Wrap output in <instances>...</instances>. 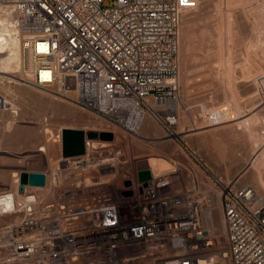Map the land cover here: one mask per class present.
<instances>
[{
    "label": "built area",
    "instance_id": "obj_1",
    "mask_svg": "<svg viewBox=\"0 0 264 264\" xmlns=\"http://www.w3.org/2000/svg\"><path fill=\"white\" fill-rule=\"evenodd\" d=\"M188 5L0 0V61L10 53L3 36L10 35L19 53L16 71L0 70V112L17 121L19 99L6 87L25 86L67 98L124 131L137 132L150 118L172 134L180 21ZM253 85L262 106L264 69ZM57 137L61 142V132ZM176 140L207 173L203 182L192 176L174 185L165 173H151L146 185L125 180L117 196L102 192L82 206L27 195L31 186L16 190L22 198L11 209L0 208V264H264V195L215 175ZM95 141L86 139L83 154L64 158L57 174L112 167L118 151L98 150ZM6 193L0 190V197Z\"/></svg>",
    "mask_w": 264,
    "mask_h": 264
},
{
    "label": "rangeland",
    "instance_id": "obj_2",
    "mask_svg": "<svg viewBox=\"0 0 264 264\" xmlns=\"http://www.w3.org/2000/svg\"><path fill=\"white\" fill-rule=\"evenodd\" d=\"M187 3L180 21L179 91L170 103L177 116V123L169 128L172 134L150 118L137 132L124 131L42 89L10 85L8 92L19 99L22 91L36 99V105L24 104L20 97L17 121L8 112H0L1 123L12 125L0 144V173L4 174L0 190L13 192L18 201L22 197L15 193L13 173L44 172L47 186L30 187L27 195L82 206L102 192L117 196L125 180H137L138 170L152 165L155 175L165 173L174 185L192 176L203 182L207 173L194 165L176 140L186 134L188 145L205 157L214 172L235 178L238 184L250 183L264 195L247 161L251 155L264 159V143L253 141L264 136V105L258 104L253 85L255 75L264 69V0ZM1 123L0 140L4 135ZM63 127L113 131L112 141L96 140L93 146L118 151L115 164L90 168L83 175L71 171L57 174L64 160L57 137ZM152 160L160 164L156 166ZM214 228L221 230L217 210Z\"/></svg>",
    "mask_w": 264,
    "mask_h": 264
},
{
    "label": "water",
    "instance_id": "obj_3",
    "mask_svg": "<svg viewBox=\"0 0 264 264\" xmlns=\"http://www.w3.org/2000/svg\"><path fill=\"white\" fill-rule=\"evenodd\" d=\"M112 141L114 134L108 131L83 130L79 128L63 127L61 129V156L63 158L81 155L85 152V140ZM152 177L149 168L140 169L137 172L138 181L146 185V182ZM46 183V174L44 172H29L22 170L19 172L18 187L19 193L24 191L25 186L43 187ZM130 181L126 180L125 185ZM130 191H125L129 195Z\"/></svg>",
    "mask_w": 264,
    "mask_h": 264
},
{
    "label": "bare ground",
    "instance_id": "obj_4",
    "mask_svg": "<svg viewBox=\"0 0 264 264\" xmlns=\"http://www.w3.org/2000/svg\"><path fill=\"white\" fill-rule=\"evenodd\" d=\"M184 29V28H183ZM0 35H4L3 34V30L1 29L0 30ZM4 37V39H1V41L3 40L4 42H5V45L9 48V50H10V53H9V55L5 58V59H2L1 61H0V70L1 71H5L6 73H11V72H14V71H16L17 70V68H18V61H19V53H18V49H17V47H16V43L10 38V35L8 34V36H3ZM229 57V56H228ZM8 87H11L10 85H7V89H8ZM7 93H11V92H8V91H6ZM64 100V99H63ZM65 100H68V101H70V102H72L71 100H69V99H67V98H65ZM16 106H17V104H16ZM1 121H2V119H0V123H1ZM5 122V121H4ZM3 123V122H2ZM1 123V124H2ZM6 124H8V126H4L3 124V133H4V135H2V137H1V140H0V144L1 143H3L4 142V140H5V134H7V132H8V130L12 127V125L10 124V122H5ZM5 124V125H6ZM13 124V123H12ZM7 131V132H6ZM264 131V130H263ZM262 131V132H263ZM6 132V133H5ZM7 135H9V134H7ZM261 136V135H260ZM264 137V136H263ZM263 137H260V138H257V139H253V141H256V142H258V143H260V144H262V143H264V140H262L263 139ZM7 139H8V136H7ZM12 139V138H11ZM10 139V140H11ZM6 141V140H5ZM8 143V142H7ZM3 145V144H2ZM7 145V144H6ZM254 145V144H253ZM263 145V144H262ZM252 156V155H251ZM251 156H249L248 158V169H252L253 170V172H254V174H255V177H256V180L258 181V183H259V187H261V189L262 190H264V159H263V161H261L260 159L259 160H256L257 158H253V157H251ZM246 157V156H245ZM20 161H22V160H20ZM246 161V160H245ZM152 163L153 164H155L156 166L157 165H159L160 163H159V161H157V160H152ZM153 166V165H152ZM150 167L149 169H150V171H151V173L154 175V166L153 167ZM7 174H9V173H7ZM12 175V174H11ZM4 176V174L3 173H0V177L1 178H4L3 177ZM13 176H16L17 177V179H15L14 181H15V188H16V190H17V187H18V173L17 172H14L13 173ZM254 177V178H255ZM11 179V178H10ZM7 181H8V175H7ZM6 181V182H7ZM0 182H1V180H0ZM4 183H5V181H4ZM257 183V184H258ZM40 188V187H39ZM43 189V188H42ZM45 189V188H44ZM18 195H20V194H18ZM15 197H14V194H13V192L12 193H6V195H3L2 197H0V208H6V209H11L12 208V206L14 205V202H15Z\"/></svg>",
    "mask_w": 264,
    "mask_h": 264
},
{
    "label": "crops",
    "instance_id": "obj_5",
    "mask_svg": "<svg viewBox=\"0 0 264 264\" xmlns=\"http://www.w3.org/2000/svg\"><path fill=\"white\" fill-rule=\"evenodd\" d=\"M20 92V91H19ZM22 92V91H21ZM20 92V97H21V100L23 101V103L25 104V103H31V102H33L35 105H36V99H34V98H31V97H29L28 95H24L23 93H21ZM20 97H19V100H20ZM70 128H74V127H70ZM187 135L186 134H183L181 137H179V139L186 145V146H188L196 155H197V157H198V159H200V161L201 162H203L215 175H217V176H219V177H221V178H223V179H225V180H229V179H232V178H230L228 175H226V174H220V173H216V172H214V170H212V168H211V165L207 162V160L205 159V157L204 156H202L193 146H190V145H188V143H187ZM60 152H61V147H60ZM246 165H247V163H246ZM242 176V175H241ZM240 178V177H239ZM238 178V179H239ZM237 182H238V180H237ZM247 184H249L251 187L253 186L252 184H250V183H247ZM254 188V187H253Z\"/></svg>",
    "mask_w": 264,
    "mask_h": 264
}]
</instances>
